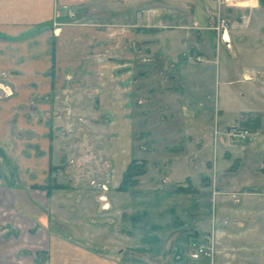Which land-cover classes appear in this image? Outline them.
<instances>
[{
	"label": "crops",
	"instance_id": "obj_1",
	"mask_svg": "<svg viewBox=\"0 0 264 264\" xmlns=\"http://www.w3.org/2000/svg\"><path fill=\"white\" fill-rule=\"evenodd\" d=\"M215 3L0 0V264H264V113L238 146L148 74L184 88L176 57L229 38Z\"/></svg>",
	"mask_w": 264,
	"mask_h": 264
},
{
	"label": "rangeland",
	"instance_id": "obj_2",
	"mask_svg": "<svg viewBox=\"0 0 264 264\" xmlns=\"http://www.w3.org/2000/svg\"><path fill=\"white\" fill-rule=\"evenodd\" d=\"M215 2L214 7L210 4H207V7L212 11L211 15L215 21L219 20L220 27L222 24V29L224 28L229 33V38H212L210 36L206 40L204 39L202 55L190 50L176 57V61L194 65L189 68L187 78L183 73L186 81L184 82L182 79L181 82L184 83V88L179 83L168 81L167 75L165 77L157 75L155 73L156 64L153 63L154 58L147 59L148 74L154 78V83L157 81L158 92L164 95L167 93L174 101L175 107L176 105L182 106L184 98L187 97L190 105L195 106L194 112L201 115L206 127H210L211 132L215 129L220 131L229 125L231 126L229 128L239 127V118L242 113H264V85L259 86V82H264V0H228L227 4L222 3V0H215ZM195 9L197 16L202 17L198 24L203 26L205 18L208 16H205L202 9V0H197ZM223 39H225L224 42ZM179 40L181 39L178 38ZM194 40L196 38L190 39L191 45ZM158 65L165 67L166 60ZM167 73L182 75L179 70L168 69ZM245 76L247 80L244 79ZM163 85L167 90H164ZM165 91L166 93H164ZM181 124V120L174 117L171 120L170 129H179ZM135 133L141 134L142 132L135 130ZM135 133L134 131L132 133L134 138ZM171 135V142L174 144L176 134ZM144 136L143 133L142 138L137 139L142 140ZM149 136L147 135L146 138ZM254 142L250 138L245 142L233 141L238 146H248ZM251 151L257 150L251 148ZM160 152L154 150V153ZM170 153L180 154L181 150ZM220 155L219 153L218 157ZM240 156L242 158V154ZM132 162L134 161L129 162L128 165ZM234 162V159L229 161L230 165H233ZM135 164L142 169L145 167L144 163L135 161ZM1 169L0 165V174L2 173ZM143 172L145 171L143 170ZM260 215L258 213L259 217L254 218V226L259 232L258 236L264 233L261 230L264 219ZM195 244L194 240H190L189 247L194 255H199L198 250L201 247L199 248Z\"/></svg>",
	"mask_w": 264,
	"mask_h": 264
},
{
	"label": "trees",
	"instance_id": "obj_3",
	"mask_svg": "<svg viewBox=\"0 0 264 264\" xmlns=\"http://www.w3.org/2000/svg\"><path fill=\"white\" fill-rule=\"evenodd\" d=\"M143 173V169L141 167H137L135 162H132L127 166V169L123 173V179L119 189L125 190L130 186H134V184H136L135 178L142 175Z\"/></svg>",
	"mask_w": 264,
	"mask_h": 264
},
{
	"label": "built area",
	"instance_id": "obj_4",
	"mask_svg": "<svg viewBox=\"0 0 264 264\" xmlns=\"http://www.w3.org/2000/svg\"><path fill=\"white\" fill-rule=\"evenodd\" d=\"M245 80L246 76L244 77ZM226 137L230 140V141H245L248 138L252 137L251 132L249 131L248 128L246 127H232L227 129V131L225 132ZM199 253H203L204 250L202 248H200L198 250Z\"/></svg>",
	"mask_w": 264,
	"mask_h": 264
}]
</instances>
